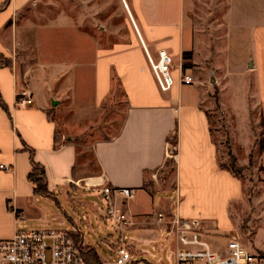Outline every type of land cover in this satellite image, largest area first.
<instances>
[{
	"label": "crops",
	"instance_id": "obj_1",
	"mask_svg": "<svg viewBox=\"0 0 264 264\" xmlns=\"http://www.w3.org/2000/svg\"><path fill=\"white\" fill-rule=\"evenodd\" d=\"M31 1L0 0V54L5 58L12 57V42L18 39L16 16ZM122 1L132 18L131 22L128 17L132 35L127 48H120L116 41L103 46L80 27L65 31L67 56L72 59L65 68V92L71 104L81 103L77 90L87 79V71L95 98L108 94L113 77L126 97L125 116L116 136L93 145L96 175L75 178L77 149L73 143L55 149L56 126L50 118L55 101L49 94L33 91L30 106L16 107L15 95L21 88L17 71L0 65V165L11 169L0 170V239L13 236L16 214L24 217L27 226L39 222L44 202L58 205L59 195L71 200V193L78 192L74 183L84 181L133 189L132 197L118 200L117 206L132 223L127 243L137 257L135 264H152L147 259L163 253L167 264H176L178 244L170 222L178 218L198 220L217 252L223 253L235 237L248 252L264 256V191L252 199L251 208L241 180L227 167H220L210 118L212 103L205 100L213 89L229 151L240 167L247 168L257 141L251 128L253 110L264 120V0H226L223 13L200 14L195 10L196 0ZM142 44L153 56L159 50L172 56L176 68L168 92L159 91ZM185 53L190 54L187 59ZM185 63L191 67L183 69ZM180 67L192 74L193 85L180 84ZM171 137L176 138L173 185L162 188L157 173L168 160ZM29 150L34 152V162L44 168L47 189L55 199L34 194L28 179ZM260 155L264 159V150ZM147 175L153 190L146 186ZM161 193L165 198H158ZM91 197L95 200L86 203V208L97 226L95 244L87 243L81 228L67 216L69 231L78 229L75 237L94 248L98 257L101 252L115 257V237L100 218L99 199ZM249 213L250 232L245 236L240 227ZM157 214L163 216L161 223H156ZM156 263L164 264L160 256Z\"/></svg>",
	"mask_w": 264,
	"mask_h": 264
},
{
	"label": "rangeland",
	"instance_id": "obj_2",
	"mask_svg": "<svg viewBox=\"0 0 264 264\" xmlns=\"http://www.w3.org/2000/svg\"><path fill=\"white\" fill-rule=\"evenodd\" d=\"M123 2L121 0H33L16 16L14 25L18 39L16 44L12 42V57L8 59L0 54L2 59L0 65L15 68L21 88H27L31 93L41 89L49 94V99L55 101L50 118L56 126L57 144L73 143L77 149L75 178L78 175L87 177L98 173L93 145L116 136L125 116L127 102L119 81L114 77L108 94L104 98H95L92 76L90 71H87V79L82 81V88L77 90L81 103L75 106L71 104V99L67 98L69 92H65V68L72 64V59L67 56L69 54L66 43L69 36L65 31H68L67 27L71 32L80 27L87 34L101 40L103 46L116 41L120 48L125 49L131 43L132 18L128 11L126 14L125 2ZM225 8L226 0H196L195 10L199 14L208 11L223 13ZM212 93L205 100L212 103L210 118L219 164L229 168L224 118L217 104V94L213 89ZM258 113V110L254 109L251 115V128L257 141L264 139V126ZM172 140L171 137V142ZM172 149L171 146L170 151ZM173 156L167 157L168 163L157 173L162 188L173 185ZM149 177L147 175L146 186L149 190H153L154 184L150 182ZM237 177L242 182L245 200L253 208L252 199L258 198L264 191V159L260 155L258 146L253 151L249 166L237 174ZM172 192L174 195V189ZM71 195L73 198L68 201L65 196L59 195L58 205L44 202L40 221L30 223L28 228L69 230L71 223L68 216L81 228L85 241L93 245L98 236L97 226L92 211L86 208V203H92L95 199L79 191H73ZM158 198L165 197L161 193ZM95 214L98 215V212L95 211ZM83 215L87 222L82 220ZM246 216L241 223L240 232L248 236L251 213ZM111 235L116 238L114 234ZM124 237L128 240L129 234L125 232ZM237 239L241 242L240 238ZM159 256L163 263L167 264L164 253L158 254L154 260H147L157 264ZM99 257L105 263L115 262V257L109 258L103 252L99 253ZM135 257L133 254V258Z\"/></svg>",
	"mask_w": 264,
	"mask_h": 264
},
{
	"label": "built area",
	"instance_id": "obj_3",
	"mask_svg": "<svg viewBox=\"0 0 264 264\" xmlns=\"http://www.w3.org/2000/svg\"><path fill=\"white\" fill-rule=\"evenodd\" d=\"M147 65L161 92H168L174 85L173 72L176 68L172 56L165 50L157 51L153 56L142 44ZM179 69L180 84L193 85L192 74ZM16 107H28L33 95L27 88L16 92ZM169 145L167 157H170ZM174 157V156H173ZM0 170L9 171V167L0 165ZM75 188L89 196L99 199L98 211L108 232L116 236L114 241L115 262L112 264H135L133 254L124 233L132 227L127 215L117 206L118 200H128L133 189L111 187L104 184L74 183ZM85 220V217H82ZM17 228L12 237L0 239V264H90L77 245L74 236L78 229H32L25 224L22 215L16 214ZM163 221L162 214H157L156 223ZM178 248L175 252L176 264H264L263 255L248 252L241 242L233 237L223 253L212 249L201 231L198 220L174 219L170 222ZM83 246V243H82Z\"/></svg>",
	"mask_w": 264,
	"mask_h": 264
},
{
	"label": "trees",
	"instance_id": "obj_4",
	"mask_svg": "<svg viewBox=\"0 0 264 264\" xmlns=\"http://www.w3.org/2000/svg\"><path fill=\"white\" fill-rule=\"evenodd\" d=\"M189 55H190L189 53H185L183 55V58L187 59ZM1 62H2V59H1V55H0V63ZM4 66H6V65H4ZM190 67H191V65L186 64V63L183 65V69H188ZM261 124H262V126H264V120L263 119H261ZM172 139H173L172 142L170 141V146H172V148H173L171 150V154L173 153L172 155H175L176 138L173 137ZM227 146H228V144H227ZM255 146H258L260 151L264 150V139H260V140L256 141ZM58 147H59V145L56 142L55 149H57ZM228 150H229V147H228ZM29 154H30V161H31V171L28 174V179L31 181V183L33 185L34 194L37 196L44 197V198L55 199L54 195L52 193H50L47 189V183H46L44 168L41 165L34 162V160H33L34 152L32 150H29ZM228 157H229L230 163H229V168H227V169L229 171H231V173H233L237 177V174L241 173L244 170V168L240 167L237 164L235 158L233 157V155L231 154L230 151L228 152ZM166 163H168V160L166 161ZM220 167H223V166H220ZM223 168H226V167H223ZM73 172H74V170H73ZM74 239H75L77 245L81 246V252H82L85 260L88 263H90V264H102L97 253H96V250L94 248L84 246V245L82 246V239H80L79 237L74 236Z\"/></svg>",
	"mask_w": 264,
	"mask_h": 264
},
{
	"label": "water",
	"instance_id": "obj_5",
	"mask_svg": "<svg viewBox=\"0 0 264 264\" xmlns=\"http://www.w3.org/2000/svg\"><path fill=\"white\" fill-rule=\"evenodd\" d=\"M124 3V2H123ZM124 7L126 8V5L124 4Z\"/></svg>",
	"mask_w": 264,
	"mask_h": 264
}]
</instances>
